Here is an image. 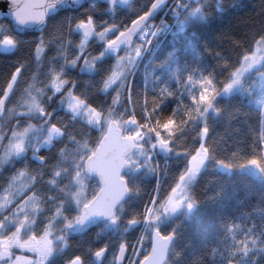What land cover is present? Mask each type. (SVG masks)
I'll use <instances>...</instances> for the list:
<instances>
[{
  "label": "snow or ice",
  "instance_id": "1",
  "mask_svg": "<svg viewBox=\"0 0 264 264\" xmlns=\"http://www.w3.org/2000/svg\"><path fill=\"white\" fill-rule=\"evenodd\" d=\"M237 7L0 0L30 53L0 73V264H264V0Z\"/></svg>",
  "mask_w": 264,
  "mask_h": 264
},
{
  "label": "trees",
  "instance_id": "2",
  "mask_svg": "<svg viewBox=\"0 0 264 264\" xmlns=\"http://www.w3.org/2000/svg\"><path fill=\"white\" fill-rule=\"evenodd\" d=\"M143 2H144V0H133V3L136 5L143 3ZM257 2H258V0H225L226 7L228 8V14L225 16H220L216 13H212V17H213V26L212 27H213V29L226 27L229 23V17L239 15L240 14V8L237 7V5H242V4L253 5ZM155 22L158 23L159 22L158 19ZM2 23L7 24L8 21L3 20ZM205 34L209 35V33L207 31H205ZM36 35H39V33H36ZM167 39L171 40V37L169 36ZM209 40H210V43L212 44V46L214 48H216L217 44L219 42L214 39V34L209 35ZM219 46L221 48H224V49H227L229 47L226 42L223 44H220ZM217 50H219V49L217 48ZM29 54L30 53H29V50L27 48L16 53V55L0 54V73H3L8 69L10 62L15 61L19 57H28ZM48 55L49 56L53 55V52H49ZM208 61L212 62L210 57L208 58ZM53 106H55V105H53ZM59 115H63V113H60ZM237 126H239V125H233V127H237ZM215 131H216V133L220 134L221 136H224L225 138H228L230 135H234V133L232 132V128H228L223 124L218 125L216 127ZM218 183H219V181L214 178V175L211 172L206 173L201 178L199 184L197 185L196 192L198 195L201 196V198H203V196L205 194H211L212 190H214L217 187ZM253 183H255V181H253ZM205 185L208 186L207 189H205ZM237 192H238L239 197L244 196V192L242 190H240L239 186H237ZM210 211H211V206L206 205L205 206V212L208 213ZM95 231H96L95 228L92 229L91 232L88 234V236H86L84 239L85 240L91 239V237L95 234ZM186 232L187 233L199 232L201 237L206 238L209 242L213 238L212 234L210 232H207V233L204 232L203 227L198 226L196 224L195 220L190 225L187 226ZM131 239H134V236L130 237V241H131ZM73 242H75V241H73ZM102 244H103V241H101L100 244H97L96 247L102 246ZM111 259H112V255H111V250H110L109 254L106 257L102 258L103 264H109Z\"/></svg>",
  "mask_w": 264,
  "mask_h": 264
},
{
  "label": "rangeland",
  "instance_id": "3",
  "mask_svg": "<svg viewBox=\"0 0 264 264\" xmlns=\"http://www.w3.org/2000/svg\"><path fill=\"white\" fill-rule=\"evenodd\" d=\"M15 255L22 256V257H31V253L22 251V250H16Z\"/></svg>",
  "mask_w": 264,
  "mask_h": 264
},
{
  "label": "flooded vegetation",
  "instance_id": "4",
  "mask_svg": "<svg viewBox=\"0 0 264 264\" xmlns=\"http://www.w3.org/2000/svg\"><path fill=\"white\" fill-rule=\"evenodd\" d=\"M3 22V20L2 19H0V23H2Z\"/></svg>",
  "mask_w": 264,
  "mask_h": 264
},
{
  "label": "water",
  "instance_id": "5",
  "mask_svg": "<svg viewBox=\"0 0 264 264\" xmlns=\"http://www.w3.org/2000/svg\"><path fill=\"white\" fill-rule=\"evenodd\" d=\"M0 11H3V9H2V8H0Z\"/></svg>",
  "mask_w": 264,
  "mask_h": 264
}]
</instances>
